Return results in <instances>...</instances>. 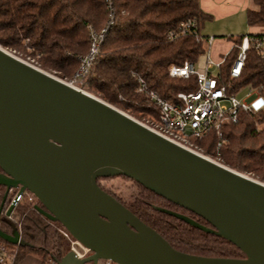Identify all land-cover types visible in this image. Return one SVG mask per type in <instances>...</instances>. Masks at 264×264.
I'll return each instance as SVG.
<instances>
[{
    "label": "water",
    "instance_id": "1",
    "mask_svg": "<svg viewBox=\"0 0 264 264\" xmlns=\"http://www.w3.org/2000/svg\"><path fill=\"white\" fill-rule=\"evenodd\" d=\"M0 184L28 190L51 221L90 249H70L58 264L101 258L119 264H264V181L172 141L113 103L77 88L0 45ZM124 175L210 221L155 206L223 236L244 257L176 250L131 208L108 193L99 177ZM12 230L0 237L25 246Z\"/></svg>",
    "mask_w": 264,
    "mask_h": 264
},
{
    "label": "trees",
    "instance_id": "2",
    "mask_svg": "<svg viewBox=\"0 0 264 264\" xmlns=\"http://www.w3.org/2000/svg\"><path fill=\"white\" fill-rule=\"evenodd\" d=\"M252 2L253 6L247 8V22L264 25V0ZM108 4L109 0H0V45L34 59L44 70L71 77L79 66L80 54L89 49L90 29L101 30L107 23ZM111 6L114 21L89 70L84 88L136 117L155 118L157 110L147 96L138 91L136 74L144 76L151 88L171 101L179 91L196 89V75L187 78L170 76L168 68L172 62L183 64L190 60L195 63L206 51V43L197 41L191 34L169 40L166 33L171 28L177 29L187 18H194L199 23L209 14L200 7L199 0H111ZM249 33L261 35L264 31ZM241 37L234 38L240 42ZM237 54V48L231 47L216 78L220 83L228 84L232 92L248 84L263 87V96L264 56L250 47L241 75L233 77L230 66ZM221 129L222 135L210 131L197 139L203 152L264 181V108L240 111L236 121L223 123ZM219 141L222 142L221 156L217 158ZM120 176L133 180L137 187V194L129 201L101 182L102 178L111 177H99V183L144 223L156 229L176 250L213 257L245 256L225 237L205 232L154 205L180 211L212 226L210 221L133 178ZM17 189L8 192L0 216V228L7 232L12 227L5 211ZM6 190L7 187L0 184V206ZM36 204L42 205L39 199L37 203L25 200L13 210V217L20 222L21 237L28 242L20 246L19 255L32 251L43 256L46 262L58 264L70 250L58 228L63 225L37 211Z\"/></svg>",
    "mask_w": 264,
    "mask_h": 264
},
{
    "label": "built area",
    "instance_id": "3",
    "mask_svg": "<svg viewBox=\"0 0 264 264\" xmlns=\"http://www.w3.org/2000/svg\"><path fill=\"white\" fill-rule=\"evenodd\" d=\"M108 10L109 18L107 23L101 30H96L95 28L90 29V46L88 51L80 54L79 66L74 71V74L70 78L64 79L77 88L87 90L84 88V85L89 70L100 52V46L109 31V26L114 21V11H112L111 0H109ZM179 24L177 29L171 28L167 31V39L170 40L180 35L191 34L197 41H204L206 43L207 51L214 40L213 36L202 34L200 25L194 18H187ZM241 38L242 40L240 42L236 41L233 44V46L237 48L238 53L230 66V74L233 77L241 75L244 62L247 58V50L250 47H254L255 50L264 56V33H261V35L257 33H246L242 35ZM223 60L224 59L214 62L209 59L206 64V70L202 71H198L195 68V63L190 60H186L183 64L172 62L168 68L170 76L187 78L194 74L196 75L198 85L194 90H189L187 92L179 91L176 98L172 101L164 98L158 91L151 88L147 84L144 76L136 74L138 91L144 93L157 110V117L147 118V122L144 123L170 140L191 147L188 146V144L192 142L190 138L201 139L210 131H215L218 136L222 135V124L236 121L240 111H256L252 106V101L249 100L248 97L254 94L258 96L261 95V89H263V87L259 88L248 84L242 85L239 89L232 92L228 84L220 83L215 76ZM246 89L248 90L245 93V97H241V92ZM221 143V141L218 143L217 158L221 156ZM212 159L217 160L215 158ZM12 190L13 188L10 189V191ZM25 200L33 203H37L38 201L37 197L30 191L23 190L19 192L18 188L12 195L9 204L13 203L15 209L16 206L23 203ZM13 210L9 217L17 223L16 226L21 234L20 222L17 218L13 217ZM61 232L64 237L70 241V249H73L79 257L83 258L91 252L87 246H84L76 240L65 227L61 228ZM19 253V244L0 239V264H17ZM49 264L56 263L51 261ZM91 264L119 263L111 259L101 258L97 261H92Z\"/></svg>",
    "mask_w": 264,
    "mask_h": 264
},
{
    "label": "rangeland",
    "instance_id": "4",
    "mask_svg": "<svg viewBox=\"0 0 264 264\" xmlns=\"http://www.w3.org/2000/svg\"><path fill=\"white\" fill-rule=\"evenodd\" d=\"M199 5H201L200 7L202 9H204L206 12L209 13V16L203 17L202 19H200L198 23L200 25L201 33L205 35L213 36L215 39V43L210 45L207 51L202 53L199 59L195 62V68L198 71H202V70H206L205 69L206 64L209 59L213 60L214 62H217L218 59H221L225 56L224 52L229 48V45H231L233 36L235 37L237 35H245L251 29H253V27H251L249 22H247V12H246L248 6H253V2L252 0H199ZM261 25H255V26H261ZM261 27L264 28V25H262ZM215 47L218 49L222 47V49H224L222 50V54L216 56L214 54V49L216 50ZM9 50L12 51L17 56H20L23 59H26L31 63L33 64L35 63L36 65H38L34 59L29 57H24L21 55V53H18L15 50H11V49ZM48 72H52L53 74H56L53 71H48ZM58 76L63 79L70 78L61 75ZM240 87L241 86L237 87V89H239ZM247 90L248 89L241 92L240 96L245 97V93L247 92ZM248 98L249 100L252 101V106L255 110L264 108V95L258 96L254 94ZM128 113L133 117L137 118L141 122L142 121L147 122L146 117H136L130 112ZM190 139L192 142L191 144H188V146L193 147L202 154H206L205 152H203L201 145H199V143L197 142V138H190ZM101 182L105 184L107 187L111 188L113 191H115V193H118L127 201H129L135 194H137L136 193L137 187L134 181L131 179L128 180L126 178H123L120 175H114V177L111 178H102ZM58 228L59 231L61 232V228H63V226L58 225ZM65 241H67V247L70 248L71 245L70 241L67 240L66 238Z\"/></svg>",
    "mask_w": 264,
    "mask_h": 264
},
{
    "label": "crops",
    "instance_id": "5",
    "mask_svg": "<svg viewBox=\"0 0 264 264\" xmlns=\"http://www.w3.org/2000/svg\"><path fill=\"white\" fill-rule=\"evenodd\" d=\"M201 6V5H200ZM248 8V7H247ZM204 10V9H203ZM205 11V10H204ZM206 12V11H205ZM246 12H247V9H246ZM208 13V12H207ZM209 14V13H208ZM262 26V25H261ZM261 26H255V25H251V27H253V29H251L249 32H261V31H264V28H262ZM248 32V33H249ZM205 35V34H204ZM214 39V38H213ZM236 42L234 36H233V39H232V43L231 45H229V48L227 50H225L224 54L225 56L228 54V52L231 50V47L233 46V44ZM215 43V39L213 40V42L211 43L214 44ZM216 48V47H215ZM222 47H220V49L216 48V50L214 49V54L216 56H219L220 54H222ZM225 56L221 59H218L217 61L219 60H222L225 58ZM17 264H49L48 262H46L44 259H43V256L35 253V252H32V251H28L26 252L24 255H19V260L17 262ZM86 264H91V262H88Z\"/></svg>",
    "mask_w": 264,
    "mask_h": 264
}]
</instances>
